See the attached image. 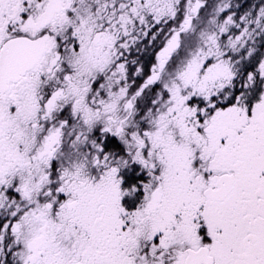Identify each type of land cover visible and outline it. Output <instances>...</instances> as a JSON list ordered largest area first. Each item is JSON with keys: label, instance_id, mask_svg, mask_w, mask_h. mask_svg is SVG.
Listing matches in <instances>:
<instances>
[{"label": "snow or ice", "instance_id": "1", "mask_svg": "<svg viewBox=\"0 0 264 264\" xmlns=\"http://www.w3.org/2000/svg\"><path fill=\"white\" fill-rule=\"evenodd\" d=\"M0 264H264V0H0Z\"/></svg>", "mask_w": 264, "mask_h": 264}]
</instances>
